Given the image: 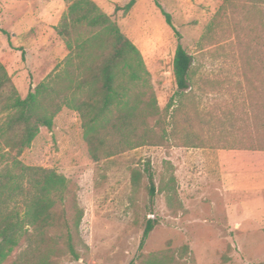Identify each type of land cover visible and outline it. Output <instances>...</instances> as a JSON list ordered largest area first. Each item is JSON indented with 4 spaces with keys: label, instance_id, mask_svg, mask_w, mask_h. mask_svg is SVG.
<instances>
[{
    "label": "rangeland",
    "instance_id": "obj_1",
    "mask_svg": "<svg viewBox=\"0 0 264 264\" xmlns=\"http://www.w3.org/2000/svg\"><path fill=\"white\" fill-rule=\"evenodd\" d=\"M75 1L0 0V29L8 33L0 31V62L21 98L48 75L74 68L77 61L67 66L70 50L79 53L98 32L79 23L67 38L58 35ZM92 1L141 53L148 75L127 91L140 104L131 125L102 133L110 155L91 157L80 114L62 106L52 127L41 126L29 147L0 158V167L16 157L65 177V201L55 209H65L79 253L73 259L58 232L26 226L0 264L263 261L264 230L233 228L220 207V183L205 179L197 166L214 161L218 147L264 144V0H135L128 12L116 7L129 0ZM177 43L192 57L184 91L177 90L172 70ZM119 81L129 84L125 77ZM148 170L156 187L152 201ZM152 212L158 223L139 251Z\"/></svg>",
    "mask_w": 264,
    "mask_h": 264
},
{
    "label": "trees",
    "instance_id": "obj_2",
    "mask_svg": "<svg viewBox=\"0 0 264 264\" xmlns=\"http://www.w3.org/2000/svg\"><path fill=\"white\" fill-rule=\"evenodd\" d=\"M134 2L129 0L116 10L128 12ZM156 5L175 36L179 37L170 14L157 2ZM79 23L99 27V30L80 44L79 53L73 55L70 50L67 66L75 61L77 65L71 70L66 69L62 76L48 75L24 98L18 95L0 62V151L6 150L0 153V158L6 154L9 156L12 151L18 155L29 147L41 126L52 127L53 118L62 106L80 114L84 139L95 160L102 152L103 156L112 152L105 146L104 131L116 133L131 125L129 120L133 109L140 102L128 98L127 91L135 81H143V75H148L139 49L92 0H77L70 5L68 17L57 29L58 35L67 38L69 29ZM0 31L8 35L6 31ZM18 49L23 58L24 50ZM191 63V55L177 43L172 70L179 91L188 87ZM120 77H125L129 84L121 83ZM261 142L258 140L257 146L264 148ZM8 158L9 161L0 167V262L18 245L26 226L43 232H58L67 253L78 259L70 219L64 208L55 209L56 204L62 205L65 201V177L52 169L26 166L16 157ZM147 172L148 193L152 201L156 187L153 174ZM157 223L158 217L152 212L145 222L139 251ZM246 264H264V260Z\"/></svg>",
    "mask_w": 264,
    "mask_h": 264
},
{
    "label": "crops",
    "instance_id": "obj_3",
    "mask_svg": "<svg viewBox=\"0 0 264 264\" xmlns=\"http://www.w3.org/2000/svg\"><path fill=\"white\" fill-rule=\"evenodd\" d=\"M200 150L197 160L203 155ZM213 151L214 161L202 159L197 168L205 179L220 183L226 220L233 228L249 224L264 230V148L222 146ZM231 213L237 216L230 218Z\"/></svg>",
    "mask_w": 264,
    "mask_h": 264
}]
</instances>
